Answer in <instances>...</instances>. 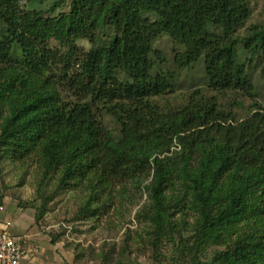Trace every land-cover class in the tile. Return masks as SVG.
Instances as JSON below:
<instances>
[{"label":"trees","instance_id":"16d2710c","mask_svg":"<svg viewBox=\"0 0 264 264\" xmlns=\"http://www.w3.org/2000/svg\"><path fill=\"white\" fill-rule=\"evenodd\" d=\"M20 1L0 0V158L35 155L47 171L60 168L62 183L81 177L98 190L153 171L152 246L187 196L195 233L177 244L178 260L264 264V108L238 121L220 103L228 92H254L239 43L260 57L264 74V21L236 35L248 0H69L57 14ZM102 27L113 30L105 41ZM162 35L178 47L171 66L153 47ZM199 61L213 93L162 107L157 99L172 91L176 70ZM104 117L117 124L116 139ZM241 220L246 230L232 238ZM211 243L225 247L205 261Z\"/></svg>","mask_w":264,"mask_h":264},{"label":"rangeland","instance_id":"374dc122","mask_svg":"<svg viewBox=\"0 0 264 264\" xmlns=\"http://www.w3.org/2000/svg\"><path fill=\"white\" fill-rule=\"evenodd\" d=\"M69 3V0H22L19 5L28 10L48 11L54 8L52 13L57 14L68 11ZM248 3L249 17L236 33L240 38L250 27L264 21V0H248ZM96 34L99 40L105 41L113 30L102 27ZM76 42L85 51L91 48L86 39ZM13 47L16 48L15 45ZM153 47L162 51L165 64L171 66L172 55L178 49L171 39L159 36L154 40ZM237 48L254 92H228L220 103L227 114L240 121L258 108H264V74L259 56H251L240 43ZM12 54L15 57L19 55L17 48ZM172 83V91L157 99L162 107L164 104L176 106L184 102L193 91L199 90L208 95L213 93L207 88L201 61L189 69L176 70ZM103 122L116 139L117 124L107 117ZM176 149L171 147V151ZM152 174L153 171L111 190H98V187L88 188L89 180L81 177L66 179L62 183L60 168L47 171L35 155L20 159L1 157L0 201L5 206L4 215L15 222L19 229L17 232L25 236L32 251L38 249L42 255L46 249H52L47 252L51 257L45 252V257L40 256L38 264H186V260H178L177 244L186 238L194 239L197 215L191 210L192 204L186 196V204L181 201L169 214L168 221H172V227L167 236L152 246L151 231L158 227L148 210L151 200L146 186ZM172 197L170 195L167 201H172ZM85 204L89 208L87 212L83 209ZM235 228H238L237 233H243L246 230L245 221L241 220L231 228L232 238L237 234ZM223 247L211 243L202 253V259L209 261Z\"/></svg>","mask_w":264,"mask_h":264},{"label":"built area","instance_id":"2783aa9c","mask_svg":"<svg viewBox=\"0 0 264 264\" xmlns=\"http://www.w3.org/2000/svg\"><path fill=\"white\" fill-rule=\"evenodd\" d=\"M5 206L0 201V264H24L28 249L25 237L12 232V224L5 218Z\"/></svg>","mask_w":264,"mask_h":264},{"label":"crops","instance_id":"0c3cea01","mask_svg":"<svg viewBox=\"0 0 264 264\" xmlns=\"http://www.w3.org/2000/svg\"><path fill=\"white\" fill-rule=\"evenodd\" d=\"M5 218H6V220L10 221V219L6 215H5ZM11 224H12V232L14 234H16V235H23V234H20V232H17V231H19V229L16 228V225H15V222L14 221L11 222ZM27 243H28V241L25 238L24 244H25L26 248L28 249V252H27L28 254H27L26 258L24 259V264H38L39 263L38 260L41 259V258H43V257H45L44 256L45 255L44 253L46 252V254H47L48 251H51L52 250V249H46V251H43V253L41 255L38 249H34L32 251L30 249V247L28 246ZM54 248H53V250H55ZM47 255H49V254H47ZM40 256H42V257L40 258ZM48 257H51V255H49Z\"/></svg>","mask_w":264,"mask_h":264}]
</instances>
